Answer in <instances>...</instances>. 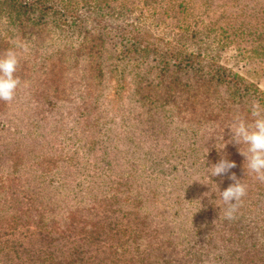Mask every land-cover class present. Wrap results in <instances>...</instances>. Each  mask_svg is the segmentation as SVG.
I'll list each match as a JSON object with an SVG mask.
<instances>
[{
	"label": "rangeland",
	"instance_id": "obj_1",
	"mask_svg": "<svg viewBox=\"0 0 264 264\" xmlns=\"http://www.w3.org/2000/svg\"><path fill=\"white\" fill-rule=\"evenodd\" d=\"M9 48L0 264H264V183L228 128L264 106V0H0Z\"/></svg>",
	"mask_w": 264,
	"mask_h": 264
},
{
	"label": "clouds",
	"instance_id": "obj_2",
	"mask_svg": "<svg viewBox=\"0 0 264 264\" xmlns=\"http://www.w3.org/2000/svg\"><path fill=\"white\" fill-rule=\"evenodd\" d=\"M21 46L27 50L26 45ZM19 63L20 57L15 48H9L0 54V101H13L22 84L27 86V82H22L16 74ZM250 116L251 119L242 118L239 115L234 118L228 127L232 133L229 142L242 145L239 151L245 157L246 175H254L256 180L264 183V106H261L259 101L252 102ZM234 167H236V162L230 161L224 156L219 162L207 167L208 175L209 177L221 176ZM229 178L234 183L223 191L219 190L217 196L226 206L223 209V217L232 220L235 219V214L243 198L247 195V184L235 173H232Z\"/></svg>",
	"mask_w": 264,
	"mask_h": 264
}]
</instances>
